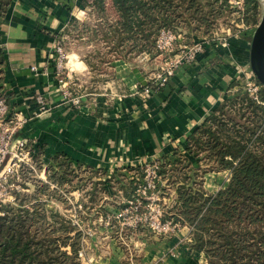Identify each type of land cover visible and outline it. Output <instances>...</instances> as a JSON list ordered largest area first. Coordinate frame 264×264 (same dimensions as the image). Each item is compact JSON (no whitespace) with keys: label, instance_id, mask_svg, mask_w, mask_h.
<instances>
[{"label":"crops","instance_id":"obj_1","mask_svg":"<svg viewBox=\"0 0 264 264\" xmlns=\"http://www.w3.org/2000/svg\"><path fill=\"white\" fill-rule=\"evenodd\" d=\"M89 3L13 0L0 17V50L5 56L0 67L2 88L9 93L13 107L30 117L19 137L34 143L47 164L63 160L102 172L121 164L189 157L191 137L225 101L239 74L236 64L241 60L250 64L252 38L234 34L230 50L212 41L195 63L183 67L167 87L147 101L136 93L147 84L152 60L144 55L122 59L107 54L100 58V49L88 44L68 47L65 75L76 76L85 85L79 93L82 108L77 109L63 99L56 48L80 25V10L89 9ZM72 61L74 67L69 66ZM37 95H42L50 107L39 116ZM209 186L220 187L213 181ZM137 238L150 244L143 264H208L205 254L194 250L189 238ZM124 256L112 245L105 264H128ZM129 260L134 264L132 258Z\"/></svg>","mask_w":264,"mask_h":264},{"label":"trees","instance_id":"obj_2","mask_svg":"<svg viewBox=\"0 0 264 264\" xmlns=\"http://www.w3.org/2000/svg\"><path fill=\"white\" fill-rule=\"evenodd\" d=\"M12 1L0 0V17ZM218 1L90 0L89 6L98 13L101 23L83 26L81 31L76 25L75 29L81 37L102 40L116 58H152L160 30L176 31L186 18L197 25L190 29L192 34L198 36L203 26L208 34L213 23L210 17L214 16V21L217 17ZM248 3V23L257 27L260 3ZM4 61L1 49L0 67ZM257 82L261 87L258 99L248 91H241L235 98L226 97L197 129L188 146L187 159L192 164L198 166L199 154L204 152L205 159L218 171L230 172L226 187L213 194L193 192L186 185L178 187L180 209L166 217L191 228L192 248L203 252L208 264H264V87ZM2 89L0 70V93ZM181 161L179 157L170 163ZM64 163L56 162L59 168ZM161 171L168 170L162 167ZM1 211L0 264H83L77 261L78 243L68 237L57 241L44 226L45 218L38 216V208L35 213L25 210L16 214L9 207ZM60 223L68 235L67 223ZM66 247H71L72 254L63 250Z\"/></svg>","mask_w":264,"mask_h":264},{"label":"rangeland","instance_id":"obj_3","mask_svg":"<svg viewBox=\"0 0 264 264\" xmlns=\"http://www.w3.org/2000/svg\"><path fill=\"white\" fill-rule=\"evenodd\" d=\"M243 1V3L236 5L231 4L228 0H223V2L219 0L215 6L217 16L215 21L214 16L210 17L213 21L210 32L206 34L203 26V30L200 31L201 34L197 33L198 37L209 41L224 38L223 46L229 50L231 48L230 37L234 34L241 38L251 39L256 26L248 23L251 8L248 0ZM258 1L260 3L258 11L260 23L264 14V3L262 0ZM220 7L223 11L219 9ZM208 11L206 9V12ZM80 18L81 23L76 27L80 31L83 26L94 27L101 23L100 17L93 7ZM196 27L194 20L189 21V18H186L176 28V31L186 32V41L191 43L192 37L195 36L191 30ZM91 38L92 40L87 35L81 37L79 31L73 29L72 33L65 39L64 50L66 54L68 47L75 49L79 44L93 45L94 48L100 49L101 51L98 50L100 58H106L107 54H112L108 49L109 47L107 48V45L102 43V40H94L93 36ZM67 64L68 60H65V67H68ZM74 64L75 62L72 61L69 66L74 67ZM249 66V60H241L236 64L239 74L228 88L226 94L228 99L235 98L241 91L249 92V88H255L258 85L257 79L256 84L252 85L255 83V78L250 73ZM155 68H158L157 65L152 64L148 73L154 71ZM96 71L98 73V68ZM97 85L100 86L98 90L100 92L102 84ZM88 87L91 88V86ZM200 153L202 154H199L200 164L198 166L192 164L187 157H184L183 161L179 163H170L169 160L159 162L168 171L167 173L161 171L164 177L154 180L156 188L148 189L146 194H143L146 186L143 184L146 167L121 164L110 171L102 172L100 169L64 163L59 168L56 163L50 165L44 162L41 150L38 149L35 169L26 175L21 174L20 179L14 181L15 186L19 188L18 191L13 192L15 202L11 201L10 194L4 193V203L0 210L9 207L18 214V212H25V210L35 213L38 208V216L45 218L44 226L49 228L57 241L58 238L68 237L78 243L77 261L83 264H105L110 258L112 245L124 253L126 258H124V262L130 264L129 258H132L131 261L134 264H143L144 252L148 250L150 244L144 242L146 240H138L137 237L143 238L152 235L162 239L178 238L181 241L189 238L192 244L191 228L181 222V224L177 222L180 225L166 234L157 235L153 233L145 221V218H148L149 222L156 215V211H151V209L160 208L166 212L164 214V218H166L180 209L178 187L186 185V188L193 190V192L200 190L201 193L213 194L217 190H221L222 185L230 178L229 171L219 172L217 167L210 164L207 158L205 159L204 152ZM214 174L216 175L213 177ZM211 181L219 183L220 187L217 190V187H208ZM134 198L138 199V203L130 207L128 201H133ZM176 198L177 205L174 201ZM141 202H143L142 206L140 205ZM80 204L82 205L81 209L78 208ZM136 205L139 211H137ZM176 208L178 209L175 210ZM63 220L69 227L70 233L68 235L66 230L61 228L60 222ZM64 233L66 234L64 235ZM63 250L72 254L71 247L63 248Z\"/></svg>","mask_w":264,"mask_h":264},{"label":"built area","instance_id":"obj_4","mask_svg":"<svg viewBox=\"0 0 264 264\" xmlns=\"http://www.w3.org/2000/svg\"><path fill=\"white\" fill-rule=\"evenodd\" d=\"M228 1L236 5L244 2L243 0ZM89 10H91V8L80 10L79 17ZM78 20L81 21L80 18H78ZM186 37L187 33L182 32V30L179 32L170 29L160 30L155 46L156 55L152 58L149 55H144L145 59L152 60L158 68L148 73L147 84L137 91L136 94L141 100L147 101L155 92L167 87L170 80L178 71L185 66L195 63L198 55L205 50L206 46L212 41H215L193 36L191 44L187 43ZM217 41L223 44L224 38H219ZM64 49V42H59L56 48V52L58 53L59 84L63 89L64 101L80 109L82 108L83 101L79 93L85 85L76 76L70 74L65 75L64 61L67 60V54ZM248 69L253 75V78H255V83L252 84L255 85L257 78L252 72L251 66H249ZM260 89L261 87L258 84L255 88H249V93L252 97L258 99ZM35 99L40 105V113H37L36 116L50 110L46 99L42 95H37ZM29 120L30 117L13 107L9 99V93L2 89L0 93V207L4 203V193L7 195L10 194L9 197L11 201L15 202L13 192L18 191L19 188L15 186L14 181L19 180L21 174L26 175L29 171L35 169L38 149L35 147V144L31 143L28 139L19 137V133L24 130ZM159 162L162 161L155 160L140 164L142 167H146V176L143 182L146 186L144 187L143 194H146V190L148 189L156 188L154 180L164 177L161 174L162 166ZM174 201H176L175 203L177 205V198ZM128 202L130 207H132L133 204L138 203V199L134 198L133 201ZM142 204L143 202H141L140 205L142 206ZM135 207L137 211H139L138 206L136 205ZM78 208L81 209L82 205H78ZM154 210L156 211V215L149 222V219L145 218V221L148 223L147 225L151 228L153 233L157 235L166 234L181 224L180 222V224H178L172 218L168 220L164 218L166 212L162 211L160 208L151 209V211Z\"/></svg>","mask_w":264,"mask_h":264},{"label":"water","instance_id":"obj_5","mask_svg":"<svg viewBox=\"0 0 264 264\" xmlns=\"http://www.w3.org/2000/svg\"><path fill=\"white\" fill-rule=\"evenodd\" d=\"M250 66L259 83L264 87V14L251 40ZM0 210V241L2 232Z\"/></svg>","mask_w":264,"mask_h":264}]
</instances>
